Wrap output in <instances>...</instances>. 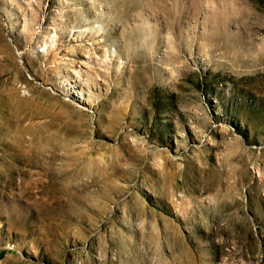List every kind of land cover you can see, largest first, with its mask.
<instances>
[{
  "label": "rangeland",
  "instance_id": "1",
  "mask_svg": "<svg viewBox=\"0 0 264 264\" xmlns=\"http://www.w3.org/2000/svg\"><path fill=\"white\" fill-rule=\"evenodd\" d=\"M0 264H264V0H0Z\"/></svg>",
  "mask_w": 264,
  "mask_h": 264
}]
</instances>
